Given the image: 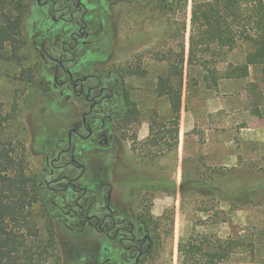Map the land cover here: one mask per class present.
<instances>
[{
  "label": "rangeland",
  "instance_id": "374dc122",
  "mask_svg": "<svg viewBox=\"0 0 264 264\" xmlns=\"http://www.w3.org/2000/svg\"><path fill=\"white\" fill-rule=\"evenodd\" d=\"M17 2L25 6L21 37L0 49V142L24 153L30 175L52 180L55 176L49 169L42 173L47 167L44 155H56L69 124L88 104L80 100L77 109L73 107L76 102H66V93L60 95L52 85L53 63L41 64L31 45L34 39L39 45L50 30H59L60 24L41 14L43 9L33 0ZM174 5V0L89 3L100 23L78 50L73 69L79 74L104 72L105 84L120 77L134 90L137 107L124 150L84 144L77 156L86 166L80 185L97 196L99 213L106 185L111 183L114 200H123L121 210L130 208L146 223L152 219L148 229L152 248L140 264H177L190 239L210 244L214 237L236 240L220 264H264V140L251 142L248 129L256 125L264 130L261 66H249L245 77L227 78L229 64H242L252 46L238 42L219 56L208 53L211 67L218 72L217 85L211 88L212 81L204 79L208 73L201 65L192 68L193 79L188 83L185 59L175 144L168 100L155 93L157 77L167 69L165 56L180 51L182 42L185 58L188 51L192 0H187L182 10L178 4L176 10H170ZM255 107L261 120L254 116ZM116 131L121 134L119 128ZM81 148L79 142L77 152ZM71 169L62 172L76 175ZM189 181H206L224 195L241 188L256 191L248 203L238 205L219 195L189 189ZM64 183L60 180L52 186L61 188ZM183 184L184 192L180 189ZM43 198L34 205L32 214L42 232V242L50 230L56 248L45 252L40 264H105L108 256L118 262L121 248L117 244L92 227L79 230L78 218L65 213L75 198L71 188L55 192L44 188ZM50 200L54 202L51 207Z\"/></svg>",
  "mask_w": 264,
  "mask_h": 264
},
{
  "label": "trees",
  "instance_id": "16d2710c",
  "mask_svg": "<svg viewBox=\"0 0 264 264\" xmlns=\"http://www.w3.org/2000/svg\"><path fill=\"white\" fill-rule=\"evenodd\" d=\"M184 9L187 0H174ZM25 12L24 4L17 0H0V49L11 45L21 37V22ZM185 30V20L181 21ZM238 42L250 44L252 49L245 54L242 64H229L225 76L239 78L248 75L250 65H260L264 75V0H192L188 51L185 58V44L175 54L166 55V72L157 77L155 93L166 97L169 103L170 122L173 124L171 139L178 141V126L181 112L183 65L186 59L188 83H191L192 68L201 65L208 73L204 79H211L213 88L218 82V72L211 67L207 54L219 56L224 49L230 51ZM216 53V54H215ZM160 126V125H158ZM161 127V126H160ZM153 133V126L149 128ZM158 132V137L161 138ZM40 175H30L24 153L8 149L0 142V264H40L42 255L54 250L55 237L50 230L43 235L32 214L34 205L44 200V186ZM188 184V183H187ZM189 189L202 195H219L224 200L238 205L250 201L256 188H241L228 194L206 181H189ZM186 190L184 184L180 188ZM49 207L52 206L48 202ZM150 218L147 229L152 224ZM159 220L155 221V229ZM236 240L214 237L210 244L202 239H190L185 254L177 264H220L228 257Z\"/></svg>",
  "mask_w": 264,
  "mask_h": 264
},
{
  "label": "flooded vegetation",
  "instance_id": "af4514ba",
  "mask_svg": "<svg viewBox=\"0 0 264 264\" xmlns=\"http://www.w3.org/2000/svg\"><path fill=\"white\" fill-rule=\"evenodd\" d=\"M92 1L33 0L37 7L43 9L40 10L41 14H46L52 22L61 26L59 30H50L39 45L36 39L31 42L41 64L48 61L53 63V87L58 89L60 95L66 93V102H76L73 107L77 109L80 100L88 104L80 111V116L69 124L56 155H44L47 167L43 168L42 173L49 169V174L55 178L43 179L41 182L47 190L54 192L71 188L75 198L65 213L78 218L76 224L79 230L92 227L121 248L118 262L110 261L108 256L105 264H140L152 248V239L145 221L128 207V210H121L123 200H114L115 188L111 183L106 185L101 213L95 206L97 196L80 185L86 166L77 160V156L82 152L84 144L91 143L102 148L117 146L124 150L129 139L126 132L134 118L132 112L137 107L134 90L120 77L105 84L104 72L79 74L73 69L78 50L88 43L93 35V28L96 23H100L99 20L96 21L93 7H89ZM46 84L48 88L51 87ZM118 128L121 134L117 133ZM79 142L82 148L77 152ZM69 167H72V171H77L76 175L70 176L62 172ZM60 180L65 181L61 188L52 186ZM88 192L92 194L88 196ZM133 192L132 190L131 193ZM50 202L53 205L54 202ZM67 228L73 230L69 225Z\"/></svg>",
  "mask_w": 264,
  "mask_h": 264
},
{
  "label": "crops",
  "instance_id": "0c3cea01",
  "mask_svg": "<svg viewBox=\"0 0 264 264\" xmlns=\"http://www.w3.org/2000/svg\"><path fill=\"white\" fill-rule=\"evenodd\" d=\"M261 73H262V71H261ZM254 116L257 120H261L258 117L259 116V110L257 107L254 108ZM248 129H250V131H251V132H249V139L251 142H255V141L260 142V141L264 140V139H262L264 137V130L263 129H261L260 127H257L256 125H252Z\"/></svg>",
  "mask_w": 264,
  "mask_h": 264
}]
</instances>
